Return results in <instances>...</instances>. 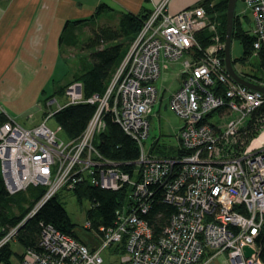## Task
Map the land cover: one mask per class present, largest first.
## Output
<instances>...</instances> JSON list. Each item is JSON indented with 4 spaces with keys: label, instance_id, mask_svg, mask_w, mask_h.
Segmentation results:
<instances>
[{
    "label": "built area",
    "instance_id": "2783aa9c",
    "mask_svg": "<svg viewBox=\"0 0 264 264\" xmlns=\"http://www.w3.org/2000/svg\"><path fill=\"white\" fill-rule=\"evenodd\" d=\"M167 2L159 1L143 19L102 94L84 97L81 82L74 81L65 88L63 103L55 96L45 99L42 122L25 127L7 118L0 123V173L7 193L30 185L45 188L28 216L83 181L110 190L129 188L128 204L115 209L111 225L94 227L86 219L83 229L93 232L95 245L45 224L41 250H25L20 264H105L102 252L118 245L123 251L116 264H263L256 238L264 226V94L228 76L216 18L202 6L170 12ZM241 2L250 17L236 14L246 18L240 28L254 38V56L264 43V0ZM204 29L210 42L201 47L196 34ZM185 54L181 83L168 99L180 120L174 146L180 153L159 154L151 151L153 144L160 146L156 139L144 146L157 101L158 59L177 61ZM76 103L92 104L94 111L80 136L60 139L61 128H50L47 120ZM106 113L138 146L130 173L94 145L105 130ZM153 186L175 207L156 235L140 214L149 208ZM244 246L251 249L248 256Z\"/></svg>",
    "mask_w": 264,
    "mask_h": 264
},
{
    "label": "trees",
    "instance_id": "16d2710c",
    "mask_svg": "<svg viewBox=\"0 0 264 264\" xmlns=\"http://www.w3.org/2000/svg\"><path fill=\"white\" fill-rule=\"evenodd\" d=\"M226 4L227 0H199L193 4V6H202L207 15L219 21V32L223 42ZM105 8H107L105 5H99L95 13ZM148 12L149 10L144 9L137 14L122 13L117 26L104 25L93 30L86 44L91 52L82 60L83 68L72 75L67 83L58 86L51 95L43 97L41 100L42 107L46 98L58 95L62 98L67 85L74 81L81 82L84 97H89L94 93L102 94ZM240 21V16L235 13L232 39L239 41L242 54L233 59V65L239 63L241 69L237 71L243 77L264 83V43L253 56L254 38L244 33L240 28ZM69 23L65 25L63 34L60 35L61 45L63 42L65 43L67 34L64 32L68 29ZM209 37L208 31L205 29L196 34V40L201 47H205L210 42ZM220 55L223 56V52ZM251 57H255L256 61L250 62ZM87 63L89 64L87 65ZM94 108L95 106L89 103L69 104L56 111L51 118L61 128L64 138L72 140L80 136ZM44 114L43 111L42 116ZM208 116L211 117L213 114ZM103 118L106 125L105 130L95 136L94 145L104 157L120 161L122 169L130 173L131 165L129 163L138 157V146L112 119L109 113H106ZM6 120L7 117L0 115V123ZM155 149L156 145L154 147L153 144L151 151L154 152ZM156 151L159 154H170L163 150ZM173 151V154L180 153L178 150ZM153 187L148 201L150 203L149 208L145 213L140 214L148 221L156 235L168 223L170 215L175 212V207L165 203L161 199L160 189ZM128 190L126 185L118 190H110L92 186L83 181L72 190V193L78 202H81L83 198L89 201L87 219L92 222L94 227H97L100 224L108 226L113 223L115 209L128 204ZM44 191L45 188L41 185H30L23 191L9 194L4 188L0 173V240L11 228L17 226L14 235L0 245V264H11L10 257L13 254L10 245L11 239L22 247V252L25 250L40 251V232L45 224H50L57 230L78 238L73 230L74 225L71 223L64 206L58 200V193L61 190L44 202L31 216H28ZM13 207L16 208L17 213L12 211ZM256 244L259 247V259L264 264V226L256 238ZM113 251L120 254L123 251V246H115ZM21 255L22 253L17 254L18 259H21Z\"/></svg>",
    "mask_w": 264,
    "mask_h": 264
},
{
    "label": "crops",
    "instance_id": "0c3cea01",
    "mask_svg": "<svg viewBox=\"0 0 264 264\" xmlns=\"http://www.w3.org/2000/svg\"><path fill=\"white\" fill-rule=\"evenodd\" d=\"M159 1L161 0H1L0 115L18 121L36 107L43 97L67 83L72 75L83 68L80 58L70 61L62 51L59 38L68 22V29L64 30V34H67L65 45L74 48L77 27L88 26L97 19L101 20L102 26H116L122 13L137 14L144 9L150 11ZM197 1L199 0H168L167 8L170 12H177ZM99 5L107 8L95 13ZM74 21L79 22L71 23ZM96 29L90 30L89 37ZM82 51L87 57L91 49L85 47ZM73 57L76 58L75 55ZM187 57L185 54L177 61H165L159 57L160 73L153 82L157 95L154 105L157 102L159 105L162 101H165L164 105H168L171 93L182 80L181 61ZM54 79L63 82L47 92V86ZM27 115L34 116L30 112ZM74 233L89 246L95 245L87 233L79 236L75 231Z\"/></svg>",
    "mask_w": 264,
    "mask_h": 264
},
{
    "label": "rangeland",
    "instance_id": "374dc122",
    "mask_svg": "<svg viewBox=\"0 0 264 264\" xmlns=\"http://www.w3.org/2000/svg\"><path fill=\"white\" fill-rule=\"evenodd\" d=\"M243 8L244 6L241 0H237L236 8H235L236 12L237 13L239 12V14L241 15H246L250 17V14L247 11L243 10ZM241 19L243 23H246V18H243L241 16ZM100 23H101V20L97 19L95 21H91L88 24V26L77 27L76 33H75L76 42L74 44V48L66 47L65 43L63 42V45H62L63 54L66 57H68L70 61H72L73 58L74 59L80 58L81 61L82 59L85 58L82 50L86 47V44L89 39L90 30L96 29L97 27L102 26ZM230 52H231V57L233 59L239 57L242 54V48L238 40L232 39ZM73 55H75L76 58L73 57ZM86 59L88 61V58ZM255 59H256L255 57H251L249 61L254 62L256 61ZM234 68L236 70H240L241 66L239 65V63H235ZM59 81H60L59 79L57 80L54 79L53 83L47 86L46 91L51 92L58 85L62 84L63 81H60V82ZM52 93L48 94V96L51 95ZM55 98L57 99L59 103L64 102V100L61 97H59V95L55 96ZM164 103L165 101L164 102L162 101V103L158 105V102H157L156 105H154L152 109V113L149 117V133H148L147 138L144 141V146L146 148L149 147L150 144H152L156 139L157 143L160 146L156 148L154 152H157L156 150H160V151L163 150L164 152L166 151V153H174L173 150H176V148L174 147L176 145V132L180 124V120L176 118V116L169 109L168 105L166 106L164 105ZM42 110H43V107L40 102L38 105H36V107L28 111V113L29 112L33 113L34 116L32 115V117H28L27 115L28 113H26L20 119H18V121L21 122L26 127H32L43 121ZM246 123L247 121H245V124ZM46 124L52 129L56 128V123L54 122L52 118H49ZM58 137L60 139H65L61 132L58 133ZM58 200L64 206L71 223L74 225L73 230L76 232V234L79 236L81 235V233H87V236L89 238L90 236L92 237V239L90 238L91 239L90 241L93 240L92 242L96 243L97 240L94 237L93 232L91 230L87 231L83 229V225L87 219L86 213H87L88 208L90 207L89 201L83 198L81 202H78L74 194L72 193V191H68L65 189L61 190L58 193ZM12 211L14 213H17V210L15 207L12 208ZM10 245L13 250V254L10 257L11 264H20L21 259L20 258L18 259L17 254L22 253L23 251L22 247L17 242H15V240L13 239L10 240ZM102 257L104 258L105 264H116L118 262L120 254L118 252L115 253L112 247L107 250H104L102 252Z\"/></svg>",
    "mask_w": 264,
    "mask_h": 264
},
{
    "label": "water",
    "instance_id": "95a60500",
    "mask_svg": "<svg viewBox=\"0 0 264 264\" xmlns=\"http://www.w3.org/2000/svg\"><path fill=\"white\" fill-rule=\"evenodd\" d=\"M236 1L237 0H227L226 10H225V31H224V47H223V65L228 76L231 80L241 86H244L250 90L258 91L264 94V83L255 81L253 79H247L243 77L239 72L234 68L233 58L231 57L230 47L233 36V27H234V17L236 12ZM244 254L248 256L251 252V249L247 246H244Z\"/></svg>",
    "mask_w": 264,
    "mask_h": 264
},
{
    "label": "flooded vegetation",
    "instance_id": "af4514ba",
    "mask_svg": "<svg viewBox=\"0 0 264 264\" xmlns=\"http://www.w3.org/2000/svg\"><path fill=\"white\" fill-rule=\"evenodd\" d=\"M262 83V82H261Z\"/></svg>",
    "mask_w": 264,
    "mask_h": 264
}]
</instances>
